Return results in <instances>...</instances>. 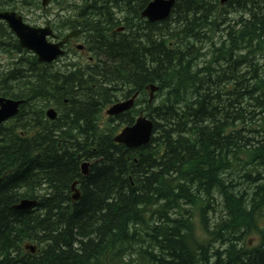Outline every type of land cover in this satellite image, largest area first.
<instances>
[{
	"label": "trees",
	"instance_id": "1",
	"mask_svg": "<svg viewBox=\"0 0 264 264\" xmlns=\"http://www.w3.org/2000/svg\"><path fill=\"white\" fill-rule=\"evenodd\" d=\"M85 1L57 31L82 30L90 65L40 66L0 25V54L13 59L0 94L24 101L0 127V264H264V0H175L153 23L140 19L151 0ZM136 92L141 109L102 120ZM140 110L151 142L116 144ZM24 199L36 207L17 208Z\"/></svg>",
	"mask_w": 264,
	"mask_h": 264
},
{
	"label": "water",
	"instance_id": "2",
	"mask_svg": "<svg viewBox=\"0 0 264 264\" xmlns=\"http://www.w3.org/2000/svg\"><path fill=\"white\" fill-rule=\"evenodd\" d=\"M223 3L229 0H221ZM49 0H43V5H48ZM175 4V0H154L146 10L142 13V17H147L150 22L163 21L169 17L171 10ZM0 20H5L11 30L19 39V44L22 48L32 51L38 57L39 62H52L62 52L60 47L62 43L51 44L47 42V36L52 32L49 28L35 29L23 23L22 17L15 12H0ZM73 34L69 35L72 36ZM66 41V40H65ZM152 91L155 88H151ZM135 98V97H134ZM134 98L122 103L114 105L109 111L110 115H118L128 111L134 102ZM22 102L6 100L0 97V124L15 116L18 113V107ZM51 119L56 118V112L51 109L47 112ZM153 133V123L140 117L135 125L124 129L120 141L128 145L130 148L140 147L145 145ZM88 164V163H86ZM88 165H85L83 175H87ZM76 199L79 198V191L76 192ZM34 201H21L17 206L19 209H28L34 206Z\"/></svg>",
	"mask_w": 264,
	"mask_h": 264
},
{
	"label": "bare ground",
	"instance_id": "3",
	"mask_svg": "<svg viewBox=\"0 0 264 264\" xmlns=\"http://www.w3.org/2000/svg\"><path fill=\"white\" fill-rule=\"evenodd\" d=\"M74 4H75V3H73V5H74ZM140 19H141V20H146V21L149 22V20H147V19H145V18H143V17H141V16H140ZM10 61H11V60H9V62H10ZM6 71H7V69L4 70V72H6ZM3 82H4V81H3ZM155 87H156V86H155ZM156 88H157V87H156ZM157 91H158V88H157ZM23 104H24V103H23ZM109 107H110V106H109ZM109 107H108V108H109ZM108 108H107V109H108ZM107 109L104 111V116H105L106 113H107ZM53 110H54L55 112L58 113L57 108L54 107ZM45 116H46V118H47L49 121H55V120H56V119H51L50 116L47 114V111H45ZM124 129H126V126H125L123 129H122V127H121V128H120V127L118 128V130H117V134L114 136L113 141H114L116 144H118V145H123V146H125V147L128 148V149H135V148H138V147L130 148L128 145H126V144H124L123 142L120 141ZM151 137H152V135L150 136L149 141H148L145 145H143V147L147 146V145L151 142ZM140 147H142V146H140ZM86 163H88V164H86ZM91 164H92V162H90V161L83 162V163L81 164L80 170H81V175H82V176H87V175L89 174V168H90ZM85 165H88V173H87V175H83V174H82L83 171H84ZM0 182H1V178H0ZM78 185H79L78 181H75V182L72 184V186H71V191H72L71 199H72L73 202H77V201L81 198V194H79V198L76 199V196H77L76 192L80 190V189L78 188ZM21 201H23V200H20L19 204L21 203ZM19 204H17V206H18ZM35 207H36V205H34V206L30 207V208H35ZM252 245H253V243L250 244V246H252ZM24 246H25V245H24ZM36 250H37V247H36L35 245H32V246L29 247L26 251H28V252H30V253H35Z\"/></svg>",
	"mask_w": 264,
	"mask_h": 264
},
{
	"label": "rangeland",
	"instance_id": "4",
	"mask_svg": "<svg viewBox=\"0 0 264 264\" xmlns=\"http://www.w3.org/2000/svg\"><path fill=\"white\" fill-rule=\"evenodd\" d=\"M70 5H73V3H75L74 1H71V0H68L67 1ZM54 4H51V6H53ZM53 8V7H52ZM57 12H58V8H56V10L55 11H53L52 12V14L50 15V17L51 18H57ZM62 13V12H61ZM23 15H25V16H30L29 17V23H32L33 22V16H31V15H26L25 13L23 14ZM231 17V15H229V18ZM232 18H233V16H232ZM42 21H40L39 23H38V25H42ZM33 25H34V23H32ZM263 54H264V51L262 52ZM80 61H86L85 59H80ZM88 61V60H87ZM0 64H6V61H2ZM156 103H157V101H156V98L153 100V104L154 105H156ZM248 154H250L251 155V152H248V151H246ZM208 214V219H211V222H212V215H210V212H208L207 213ZM194 216L196 217V221H195V223H196V227H199V221H198V211L195 209L194 210ZM197 231H198V233L201 235V236H205L204 235V233L202 232V229H201V227H199V228H197ZM250 240H251V243H253V244H255L256 243V239H255V237L254 236H251L250 238H249ZM255 240V241H254ZM250 242V241H249Z\"/></svg>",
	"mask_w": 264,
	"mask_h": 264
}]
</instances>
